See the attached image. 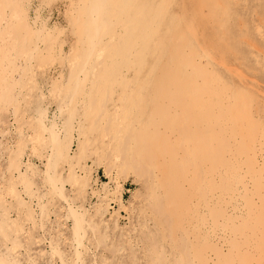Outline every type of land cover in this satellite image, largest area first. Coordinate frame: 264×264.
<instances>
[{
  "label": "rangeland",
  "instance_id": "1",
  "mask_svg": "<svg viewBox=\"0 0 264 264\" xmlns=\"http://www.w3.org/2000/svg\"><path fill=\"white\" fill-rule=\"evenodd\" d=\"M126 1L0 0V253L14 256L20 264L26 258L41 264L54 260L61 264L43 243L41 229L48 235L50 245L67 259L66 264H73V217L45 174L47 157L52 153L49 173L70 205L78 209L86 237L95 239L91 230L98 234L106 231L96 248L95 242L85 238V246L91 250H83L84 264H96L94 258L98 264H154L152 259L159 258L150 257V245L142 240L153 222L151 210L145 205L143 181L134 182L132 165L114 159L110 135L118 104L134 116L138 111L130 109L131 95L140 81L150 78V31L145 42L138 41L136 45L138 34L149 23L163 20L164 24L169 22L172 33L182 32L185 41L178 44L183 53L192 52V61H203L219 75L211 77L210 83H227L230 90L245 88L247 95L254 96H239L245 97L248 107L244 119L240 118L246 138L235 133L231 136L233 149L246 142L244 148L228 153L224 160L218 157L221 165L216 170L212 203H216L219 213L214 220L209 219L215 228L205 250L210 264H227L223 257L231 248L236 254L232 264L263 263L258 251L264 242V59L254 58L256 52L263 53L248 46L243 37L249 34L264 48V0ZM42 24L46 27L38 37L36 29ZM253 25L262 30L261 38L254 33ZM240 34L243 37L238 40ZM168 40L170 48L175 46L174 41ZM93 70L99 72L94 74ZM135 71H142L136 79ZM122 92L125 98H121ZM225 92L228 94L226 87ZM39 118L60 128V147L51 146V138L43 133ZM78 141L81 148L75 155ZM107 161L113 179L106 175ZM116 180L124 187L121 205H117V193L112 190ZM34 201L40 210L38 219ZM115 209L119 212L108 213ZM259 211L261 218L257 217ZM88 217L95 223L93 229L87 226ZM209 226L204 225L203 231ZM160 239L166 250L164 258L160 257L162 264H194L181 261L174 249L177 240L168 234ZM35 247L45 254L35 252ZM154 249L161 250L157 243Z\"/></svg>",
  "mask_w": 264,
  "mask_h": 264
},
{
  "label": "bare ground",
  "instance_id": "2",
  "mask_svg": "<svg viewBox=\"0 0 264 264\" xmlns=\"http://www.w3.org/2000/svg\"><path fill=\"white\" fill-rule=\"evenodd\" d=\"M127 1L126 3L129 4V2ZM126 7H128V5ZM159 11L160 9L158 10V12ZM150 12H153V10L152 11L150 10ZM158 12H154V13H156V15H159L157 14ZM163 13L164 11L161 14ZM90 15L92 17V14ZM188 15L190 16V14ZM161 18L162 17H160V19ZM162 21L163 20L159 21L160 23L156 22L154 25L152 24L150 25L149 23V25L144 26L138 34L136 45L139 44V42H145L143 40L147 39V37L149 36L147 34L150 31V69H149L150 78H148L149 80H147L146 82L140 81L139 86L138 87L136 86L134 89L136 91L131 95L130 99L132 103L130 109H136L138 111L134 113L135 114L134 116H132V113H129V111L127 113L125 109L121 107L122 106L121 104L120 105L118 104V108L120 107L119 110L115 109L116 110L115 111L113 109L115 112L113 118L114 120L111 119L112 130L110 135L111 141L113 142L112 151L113 153L115 151L113 157L116 161L122 162L123 160H125L127 165H132L134 169L133 173H135L134 182H137L139 180L143 181L145 188V193L143 194V196L145 195L144 198L146 201L145 205L146 207H149V209L151 210L150 212L152 214L153 222L151 221L152 226L147 228L148 232H144V237L142 240H144V243L146 245L147 244L150 245L149 247L150 257L152 255L159 256L158 259L156 257V260L154 258L152 259L153 263L162 264L160 261L161 259L160 257H162V259L164 258L166 250L164 249L165 247L162 248V245H160V241H161L160 238L165 237V235L167 236L168 234L173 240H177L174 249L178 253V256L181 258V261L184 262L191 261L192 263L194 262V264H210L208 262L209 258L207 257L208 252L205 249L208 246L209 242H211L212 240V237L214 235L213 232L215 228L213 225V221L210 222L209 219L214 220L216 214L219 213L215 206L216 203L215 202L212 203V199L215 198V194H216L215 175L218 173L216 172V170L219 169L218 165H221L218 162V157L220 156L222 157V160H224L228 153L230 154L235 151H238V149L241 150L242 148H244L246 142L240 145L238 148L234 147L237 149H233V146L231 145V136L234 135L235 133L236 135L242 138H246L244 132L245 125L241 124L240 121L242 119L240 118L244 119L248 107L246 109V103H245L246 99L244 100L245 97L243 98L239 96H241V94L248 96L250 98H254V96L252 94L251 96L247 95L248 93L246 94L245 88L240 89L238 87H232L231 88L232 91H231L230 88H228L227 83H223L220 85H218L217 83L214 84L210 83L209 79L211 77L215 78V76H217L218 74L214 72L213 69L209 67L207 64H204L203 61H192L193 60L192 52H188L187 54L183 53L184 51L183 50L181 51V46L178 44L179 42L185 41L184 37L182 40V36H181L182 32H179L178 30H174L175 32L172 33V30L171 31L168 30L169 22L164 24ZM31 25L33 26L32 23ZM45 27L46 25L42 24L40 28L36 29V34L38 35V37L41 32L43 34L42 30ZM246 30L248 31V29ZM252 31L253 29L251 28L250 32L252 33ZM254 33L257 34L260 38L263 36L262 30L257 25L254 27ZM245 35L246 36L244 37L241 34L237 35L238 40H240V38L243 37L247 41L246 44L248 46H254L257 49L256 51H261L263 55L261 53L256 52L254 58L255 59L257 58L256 60L258 61L259 59L262 61L264 59L263 46L262 49L260 46H258L259 44L257 45V43L253 41L255 38L252 40L249 34L248 35L245 34ZM89 38L90 35L88 37V40ZM233 38L235 39V36H233ZM168 39H170L172 43L174 41L176 44L175 43L173 44L176 47L173 46L172 48H170L171 46L169 47ZM93 41L94 40L92 38L91 42L93 43ZM256 42H257V38H256ZM80 43H82V41ZM252 52L255 51L251 50V53ZM95 58L97 59V57ZM152 61L153 64L151 63ZM141 72L135 71L134 78L136 79L138 74ZM95 73L96 71L94 72V74ZM120 84L121 83H119V85ZM218 86L219 88H217ZM225 87L226 90H228L227 92L228 94H226V92L224 94ZM132 90L133 88L129 89L128 91H132ZM123 93L124 92H122V94ZM123 95L121 96V98L126 97L125 94ZM238 97L240 99H238ZM38 113L39 112H37V114ZM61 115H62L61 117H63L62 113ZM35 120L38 121L37 119ZM39 121L41 122L40 125L43 133H45V135H48V137L51 138L50 139V142L52 143L51 146L57 145V147H60L59 146L61 139L60 128H58L57 125L53 122L50 123L49 125L46 124L42 118H39ZM80 143L81 142L78 141L77 143L78 149L75 152V155H77L79 149L81 148ZM51 158H52V153H50L49 156L47 157L45 174L48 176L49 180L51 181V185L53 189L56 190V194L58 192V194L61 196L62 201L67 203L66 205L69 207L74 221L71 227L73 241L70 248L73 255L71 256L70 253V256L72 257L73 264H84L83 250L86 252L87 251L89 252L91 250V249L89 250L88 246H85V238H87L85 234L87 232L85 233L84 227L86 226L83 227L82 217L78 214L77 211L78 209L76 208L77 209L76 210L74 209V206L72 207L70 205L68 198L62 193L61 188L57 185L56 181L54 180V178H52L51 174L49 173ZM249 163L252 166V160ZM111 168L112 167L110 163L107 161L105 171H106V175L110 179L113 176L111 174ZM87 175L85 176L87 177ZM103 184L108 185V183L106 182H103ZM123 188L124 187L119 182V180H116V183L112 188V190L114 194L117 193L115 195L116 201L118 202L117 205L122 204L121 190H123ZM32 205L34 206L33 209L35 211V216L38 219L40 217V210L36 205V201H34ZM2 206L0 205V207ZM41 209H42L41 211L43 212L44 207ZM118 212H119L118 209H115L113 212H108V213L116 214ZM101 215H103V213H101ZM260 215L261 212L259 211L257 213V217L261 218ZM88 218L89 219H87L88 220L87 226L93 229L94 227L93 224L95 223L91 221L90 219L91 217ZM102 222L105 223L104 220ZM99 223L101 224L100 221ZM99 223L98 225H100ZM208 223L210 224V226L206 229L205 232L203 231V227L204 225L206 226ZM104 226L103 227L106 228V223ZM159 227H161V229ZM97 228L100 227L97 226ZM96 231L91 230L92 234L95 236V239L94 237L91 238L90 236H89L90 238L86 239V240H90V243L95 242L93 243V245H95V248L97 246H100V237L106 236V231L105 232H103L104 230H102L101 232L99 231V234ZM40 232H42L41 237L43 243H45L48 248H51L52 253H55V255L57 256L56 257L57 261L59 260L61 261V264H66L65 260L67 259L64 257V255L62 256L59 253V251L56 249V247H53L52 244L50 245V241L48 240V235H44L43 234L44 231L41 229ZM156 243L159 244L161 250L154 251L155 250L154 245ZM40 247L41 246H39V248ZM36 248L38 249V247H35L34 250L35 252L41 255L44 253L42 249L37 250ZM28 249L30 248L28 247ZM231 250L229 251V254L223 257L224 258L223 260L227 261V264H232V259L235 258L234 257L235 253L232 252ZM258 254L259 257L264 261V242L259 247ZM194 258H197L199 260L197 259L195 260ZM94 260L95 263L98 264L96 262L97 259L94 258ZM103 260H106V258H103ZM54 261L50 262L49 264H56V260ZM38 262H36L32 258H26L23 264H37ZM0 264H20V262L19 259H16L14 256L6 257L2 253H0ZM218 264H223V263H218ZM261 264H264V262Z\"/></svg>",
  "mask_w": 264,
  "mask_h": 264
},
{
  "label": "built area",
  "instance_id": "3",
  "mask_svg": "<svg viewBox=\"0 0 264 264\" xmlns=\"http://www.w3.org/2000/svg\"><path fill=\"white\" fill-rule=\"evenodd\" d=\"M9 120H10V117H9Z\"/></svg>",
  "mask_w": 264,
  "mask_h": 264
}]
</instances>
